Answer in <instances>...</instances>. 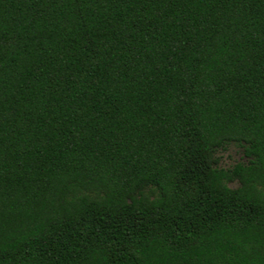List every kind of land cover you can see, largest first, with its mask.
<instances>
[{
	"label": "trees",
	"instance_id": "1",
	"mask_svg": "<svg viewBox=\"0 0 264 264\" xmlns=\"http://www.w3.org/2000/svg\"><path fill=\"white\" fill-rule=\"evenodd\" d=\"M0 264H264V0H0Z\"/></svg>",
	"mask_w": 264,
	"mask_h": 264
},
{
	"label": "rangeland",
	"instance_id": "2",
	"mask_svg": "<svg viewBox=\"0 0 264 264\" xmlns=\"http://www.w3.org/2000/svg\"><path fill=\"white\" fill-rule=\"evenodd\" d=\"M241 158L240 149L236 145H231L227 150L221 153V164L231 166Z\"/></svg>",
	"mask_w": 264,
	"mask_h": 264
}]
</instances>
